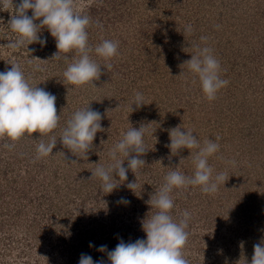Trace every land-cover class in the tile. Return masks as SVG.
<instances>
[{
    "label": "rangeland",
    "instance_id": "1",
    "mask_svg": "<svg viewBox=\"0 0 264 264\" xmlns=\"http://www.w3.org/2000/svg\"><path fill=\"white\" fill-rule=\"evenodd\" d=\"M77 6L93 21L87 29L90 45L94 47L102 38L119 42V54L109 61L92 54L97 63L113 65L110 72L102 66L100 79L93 82L95 86L63 83L67 64L50 60L58 50L47 28L39 33L46 38V46L33 43L15 50L7 47L17 34L8 26L12 13L0 11V72L11 67L7 61L18 63L31 83L56 96L60 115L54 133L41 137L33 133L29 139L19 140L15 150L0 152V264H79L82 253L97 261L101 259L94 255L98 244L89 246L91 230L98 231V237L104 234L112 238L114 247L121 239L125 243L146 239L141 221L151 211L149 204L144 208L131 200L118 215V207L99 202L100 207L94 211L96 204L85 201V194L82 200L67 197L64 191L82 187L78 174L88 176L87 182L101 157L102 165L107 166L108 151L122 133L134 127L133 122L155 125L149 127L151 134L147 137L154 132L162 141L157 147L164 166L157 172L149 170L145 177L159 175L158 185H148L153 194L170 170L166 167L176 166L177 161L179 165L191 154L183 149L179 155L171 156L165 147L170 143L168 129L184 124L182 128L192 130L203 144L204 130L224 125L212 128L215 138L221 137V148L209 158V164L214 175L226 173L229 179L225 185L220 184L213 197L208 194L212 199L204 208L196 200H186V191H179L186 199L178 215L193 210L192 234L184 246V257L199 261L202 256L196 245L207 248L211 241L204 264H251L254 245L264 239V0H77ZM28 15H32L31 10ZM96 21L103 30L95 26ZM189 24L193 31L185 37L184 28ZM235 34L246 36L241 41L239 36H231ZM201 36L208 37L206 46L213 50L218 47L215 37L228 38L236 58L229 60L224 57L230 54L216 53L222 62L220 75L229 82L236 75L241 77L222 88L213 101L204 96L199 79L187 66L182 68L195 51L191 44L205 46ZM137 92L144 95L146 104L132 112ZM90 103L102 114L101 124L106 131L97 133L88 157L78 158L62 146L59 133L76 110ZM175 111L178 114L173 117L177 119L170 118ZM198 116L201 126L186 125ZM169 122L177 126L169 127ZM53 134L58 140L53 155L34 162L36 145L40 140L47 142ZM63 153L77 163H67ZM14 154L16 161H12ZM230 160H235L236 165L226 163ZM179 170L188 175L194 171L187 170L183 162ZM131 174L135 176L132 171ZM81 210L87 212L83 221ZM94 217L101 227L98 230L91 222ZM215 253L221 257L214 259Z\"/></svg>",
    "mask_w": 264,
    "mask_h": 264
},
{
    "label": "clouds",
    "instance_id": "2",
    "mask_svg": "<svg viewBox=\"0 0 264 264\" xmlns=\"http://www.w3.org/2000/svg\"><path fill=\"white\" fill-rule=\"evenodd\" d=\"M77 8V0H0V11L12 13L8 26L17 34L16 39L10 41L7 47L15 50L33 43L46 46V38L42 39L39 33L47 28L55 39L58 50L53 53L50 60H62L67 64L63 72V83L73 86L85 84L95 86L93 82L100 79L102 66L110 72L113 65L97 63L92 54L109 61L119 54V42L102 38L94 47L90 45L87 29L93 21L90 16L81 14ZM29 10L32 12L31 16L28 15ZM95 26L103 30V25L99 21L95 22ZM192 31V25H186L183 34L186 37ZM200 40L205 42V46L191 44L195 51L191 54V59L183 63L182 68L187 66L188 71L198 77L204 96L207 100L213 101L229 81L221 78V63L213 54V49L206 46L208 37L201 36ZM73 52L75 55L69 57L68 54ZM7 63L11 67L0 72V139L7 138L12 141L3 144L5 149L12 151L15 149V142L25 135L39 133L41 137L54 133L59 126L60 115H57V98L54 94L31 83L18 63L14 61ZM183 74L184 72L180 75ZM145 104L144 95L137 92L133 99L132 112ZM90 105L91 103L76 110L59 133V142L62 146L72 156L78 158L88 157L97 133L106 131L101 124L102 114L93 110ZM149 125L141 124L139 128L131 127L122 133V138L108 151L110 163L107 166L96 163L97 167L91 170L92 175L88 180H99L101 191L110 194L122 184H118L117 181H127L129 170L137 178L138 169L146 164L141 157L148 151L145 137L151 134ZM168 131L170 143L165 147L170 149L171 156L179 155L183 149L190 150L189 157L194 172L188 175L179 170L183 158L178 166L167 167L170 170L164 176L163 182L147 201L151 206L149 213L153 214L148 213L141 221L146 239L127 243L121 239L111 251L106 245L99 246L96 250L106 253L109 264H189L183 255V248L189 236L186 229L189 227L191 213L184 210L179 221L174 220L171 215V210L175 206L172 193L174 190L187 191L199 186L202 193L214 194L218 191L219 185H225L229 179L225 172L214 175V169L209 164V158L220 152L221 137L205 140L201 144L197 135L190 129L185 131L181 126H177ZM57 142L55 134L51 135L47 142L40 140L36 145L34 162L53 155ZM64 159L67 163L70 161V164L77 163L65 154ZM125 161L127 167L124 166ZM226 163L236 165L235 160ZM137 187V180L127 183V188L135 194ZM119 203L130 202L121 197ZM89 246L95 247L91 242ZM79 264H105V260L102 257L94 261L90 255L82 253ZM251 264H264V239L254 245Z\"/></svg>",
    "mask_w": 264,
    "mask_h": 264
},
{
    "label": "trees",
    "instance_id": "3",
    "mask_svg": "<svg viewBox=\"0 0 264 264\" xmlns=\"http://www.w3.org/2000/svg\"><path fill=\"white\" fill-rule=\"evenodd\" d=\"M217 33H218V31H217ZM231 36H235V37L239 36V40L242 41V40H244L246 34H241V35L235 34V35H231ZM215 40L218 41L217 42V46L218 47L214 48V50H213V54L214 55H216V53L219 52V53L230 54L229 56L224 57V58H227L229 60L231 59V57H232V59L233 58H236V55H234L236 53V51H233L231 53V51L233 49V46L229 43L228 38H222L221 37L220 39H218L217 37H215ZM216 58L221 62L220 56L219 57H216ZM240 78H241L240 76L236 75L234 81L233 82H229V83H234L235 81L239 80ZM177 114H178L177 111H175V113H171L170 114V118H172L173 116H175ZM173 118H175V117H173ZM167 119H169V117H167ZM175 119H177V118H175ZM199 119H200V116H198V119L195 120L194 122L192 120H190L186 125L194 123L195 124V127H196L197 125H200L201 124V120L199 121ZM169 123H170V124H168L169 127H171V126H173L175 124L174 122H169ZM133 125H134L135 128H139L140 127V124H137L136 122H133ZM150 126L154 127L155 125H149V127ZM175 126H177V125L175 124ZM188 126H190V125H188ZM223 126H224L223 124L222 125L220 124L219 126H214L212 128L213 129H216L218 127H223ZM181 127H184V124H181ZM212 128L211 129H208V126H207V129L208 130H204V134H203V137L204 138L202 139L203 142L205 140H209V139L215 140V135H214L215 133L213 132V129ZM196 130H194V131L196 132ZM152 133L154 134L153 136H151V137H147L146 136L145 137V146L148 149V151H147L146 155H144L141 158L146 161V164L143 167H141V168L138 169L137 178H136V176H132L133 174L129 175V172L131 171V170H129L128 173H127V176H128L127 181H125V182L124 181H117L118 184H120V183H122V184L118 185V187L112 193L106 194V193H103L101 191V187H100L101 182L99 180H87V182H86V178L88 176L86 177V175L85 176H82L81 174H78L80 176V178H81L80 183L82 184V187H79V188L73 187V189L64 190L66 192L65 195H67V197L70 195L71 197H76L77 199H82L83 200V196L85 194L86 195L85 196V201L86 200L87 201H90V203H91L90 205H92L93 203L96 204V207L94 208V211H95V209L98 210V207H100L98 204L100 202V203H104V204H109V206H111V205L112 206H115L116 208L118 207L120 210L119 209L118 210H115V211L118 212V215H120L121 211L122 210H125V208L130 205V203H128V204L120 203L122 207H119L118 204H119V201H120V198L121 197L125 198L129 202L131 200L132 201H136L137 203H140L141 206H143L144 208H148L147 201L150 199V195L153 194L152 193V189H150L148 187V185L151 184V183H154V184L158 185L159 184V181L158 180L160 178H159V175L157 173H155V176H151L150 175L147 178H145V177L147 176L149 170H155L157 172V171H159V169H162V167L164 166L163 164L160 163V160H159L160 157H159V155H161L162 152L158 148L159 146L162 145V141H160L161 139L159 137H156V135H155L154 132H152ZM29 137H30V135H25L20 140H22V139H29ZM229 139L233 141V138L232 137H229ZM5 142L12 143V141L7 140V138L0 139V152H2V153H4L7 150V149H5L3 147V144ZM18 142L19 141H16L15 142V145H16L15 146V149H16V147L19 144ZM163 155H164V153H163ZM12 161H16L15 160V154L13 155V160ZM102 161H103V158L101 157L98 160V163L102 164ZM182 162H183L184 165L187 166V170H192V169L194 170V167H193V164H192V160H191L190 157L188 159H185V160L183 159ZM53 163H55V162H53ZM177 165H178V161H177L176 166ZM124 166L127 167V161L124 162ZM55 173L57 174L58 173V170H55ZM116 178H117V180L119 179V177H116ZM136 180H137V183H138V187L135 190V192H136V194H135L132 190H130V189L127 188V183L134 182ZM73 185L76 186V183L73 182ZM152 186H151V188H152ZM89 187H91V188L89 189ZM197 189L200 190V188H197ZM199 190H196L195 188L194 189L191 188V190L186 191L187 192V195L186 196H187L188 199H186L184 197L185 195L182 194V192H179L180 190H174L173 191L172 197L174 199V205L175 206L171 210V215L173 216L174 220H176L178 222L179 219L181 218V216L178 215V214H179V212H181L183 210L182 203H183V200L184 199L190 200L191 202H193V201L196 200L199 203V207H203V208L206 207V205L208 204V201H210L212 199L213 194H212V197L210 198V196H208V194H204L202 192H199ZM149 207L151 208V206H149ZM189 208L191 209L190 205H189ZM96 212H98V211H96ZM189 212L191 213V219L189 221V227L186 229V231H188L189 236H191V234H192L191 231H192V227H193L192 226L193 225L192 224V218H193L192 212H193V210H189ZM85 213H87L86 210H84V211L81 210V212H80V214H82L81 215V220L82 221L86 217L85 215H83ZM77 219L78 218L74 219L75 221L73 220L74 221V224L76 223L75 224L76 225V229H78V227H80L79 223H77L78 222ZM105 220H103V221H105ZM91 222L92 223H95V226H96L95 229L96 230H98V229L101 228V227L100 228L98 227V223H97V220L95 219V217H94V220H92ZM130 229H131V226H130ZM123 231L124 230H120L121 233ZM81 233H83V232H81ZM86 234H88V232H86ZM89 238H90L89 244H90V242L91 243H97L98 244V247L101 246V245H106L109 251H111V250H113L115 248L114 247L115 246L114 243L111 241L112 238H106L104 236V234L101 235V236L99 235V237H98V231L91 230V233H89ZM215 241H216V239H215ZM193 242L196 243V240H194ZM210 243H211V241L207 244L208 247H210V245H209ZM200 245L197 244L195 248L198 251V253L201 254V256H202L201 259H199V261H197V262H195L194 260L189 261V264H204L205 263L204 257L206 256V251H207L208 247L205 248V247H203V245L202 246H200ZM183 249H185V247ZM203 250H205V251L203 252ZM185 252H186V250L185 251L183 250V255H186ZM219 253L222 254V252H219ZM94 255H96V257H100V258L103 257V259L105 260V264H109V262L107 260L106 253H101V252L98 251V253L97 252H94ZM220 257L221 256L220 255H216V253L213 254V258L214 259L215 258H220Z\"/></svg>",
    "mask_w": 264,
    "mask_h": 264
}]
</instances>
